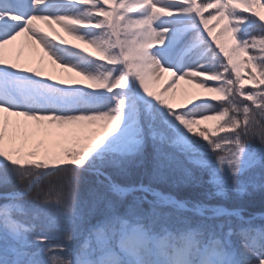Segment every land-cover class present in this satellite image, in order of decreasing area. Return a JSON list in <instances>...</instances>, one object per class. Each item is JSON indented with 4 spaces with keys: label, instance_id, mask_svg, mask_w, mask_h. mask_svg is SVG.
Listing matches in <instances>:
<instances>
[{
    "label": "snow or ice",
    "instance_id": "obj_1",
    "mask_svg": "<svg viewBox=\"0 0 264 264\" xmlns=\"http://www.w3.org/2000/svg\"><path fill=\"white\" fill-rule=\"evenodd\" d=\"M10 187L0 264H264V0H0Z\"/></svg>",
    "mask_w": 264,
    "mask_h": 264
},
{
    "label": "trees",
    "instance_id": "obj_2",
    "mask_svg": "<svg viewBox=\"0 0 264 264\" xmlns=\"http://www.w3.org/2000/svg\"><path fill=\"white\" fill-rule=\"evenodd\" d=\"M205 15H207V13ZM200 94L204 96L210 95L209 93H200ZM51 179L55 181L57 178H51ZM92 179H93L92 177L84 178L85 183L81 185L82 192L87 189L88 182L91 181ZM12 190L15 189L11 187L8 189H0V191H12ZM165 190L167 191V189ZM236 203L244 208L245 216L255 215L256 213H264V192L257 191L254 193H250L248 196L237 200ZM257 217L258 219L255 221L256 224L259 225L264 223V220L259 219V217L261 216H257Z\"/></svg>",
    "mask_w": 264,
    "mask_h": 264
},
{
    "label": "rangeland",
    "instance_id": "obj_3",
    "mask_svg": "<svg viewBox=\"0 0 264 264\" xmlns=\"http://www.w3.org/2000/svg\"><path fill=\"white\" fill-rule=\"evenodd\" d=\"M56 31L59 33L60 37H63V39H65V40L68 41V44H67V45H64L65 47H71V45H73V44H77V45H78L77 50H79V48H83V47H84V45L79 44V42L74 41V40H72L70 37L64 35V33H62L60 30H56ZM49 34L52 35V33H49ZM54 42H55V41H54ZM34 47H35V46H33V48H32V52H31V56H33V58H34V50H35ZM89 51H91V49H89ZM57 72H59V70H57ZM71 75L74 76V74H71ZM74 79L79 80L80 78L74 76ZM65 86H67V85H65ZM73 86H82V85H73ZM184 89H188V90H190V91H199V90L192 89L190 85H187V84H184L183 82H181L180 85H179L178 91H177V98H176V103H177V104L181 103V101H182V99H183L180 93H181V91L184 90ZM178 110H179V109H178ZM97 127H98V130H102V126H99V125H98ZM259 215H260V216H264V213H256V214H255V216H259Z\"/></svg>",
    "mask_w": 264,
    "mask_h": 264
},
{
    "label": "bare ground",
    "instance_id": "obj_4",
    "mask_svg": "<svg viewBox=\"0 0 264 264\" xmlns=\"http://www.w3.org/2000/svg\"><path fill=\"white\" fill-rule=\"evenodd\" d=\"M53 27H56V26L53 25ZM56 30H60V29L57 27ZM10 48L13 50L11 55L19 56V55L23 54L25 57H27V56L31 55L33 45H31V42H26L23 40V38H21L20 40L15 42L14 45L10 46ZM37 54H38V50L35 49L34 50V58Z\"/></svg>",
    "mask_w": 264,
    "mask_h": 264
}]
</instances>
